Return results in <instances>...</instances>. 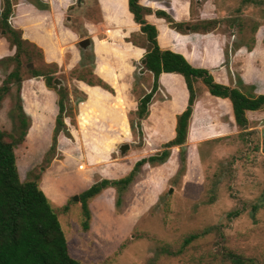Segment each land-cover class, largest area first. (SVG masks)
<instances>
[{"label": "rangeland", "instance_id": "obj_1", "mask_svg": "<svg viewBox=\"0 0 264 264\" xmlns=\"http://www.w3.org/2000/svg\"><path fill=\"white\" fill-rule=\"evenodd\" d=\"M204 1L212 3L214 13H217V18L209 20L214 23L213 29L227 39L225 54H222L223 65L231 64L234 69L233 74H229L231 84L233 82L234 87L239 80L244 93L257 96L252 85L241 81L237 72L240 61L233 59V53L244 47L247 61L252 60L248 53L254 50V36L259 29L264 31V0ZM230 25L231 31H228ZM233 25L242 29L236 32ZM82 39L89 41L87 37ZM257 39L264 43L261 32ZM89 45L90 41L85 48L78 47L79 61L67 73H59L57 68L44 65L36 49L28 46L24 48L30 63L26 64L21 57L20 67L23 77L29 76L25 69L54 73L53 77L61 82L59 86L65 85L67 90L69 112L65 117L68 119L63 122L70 138L60 142L59 148L56 139L55 157L41 173L38 186L53 208L67 206V210H59L57 216L71 258L81 264H232L227 256L231 253L246 260V264H264V107L259 114L263 117H252L253 128L248 132L227 135H218L226 132H187L181 149L184 162L180 170L178 147L169 150L166 167H160L166 161L159 165H143L132 183L120 193L118 206H114L116 193L112 188L104 193L101 191L87 202L90 218L87 230H82L80 204L72 198L92 183L104 179L101 176L106 169L116 164L131 169L135 161L154 154L159 148V140L170 134L141 131L139 138L136 130L128 132L124 117L120 132L84 131V127L93 126L88 125L83 105L79 107L80 113L78 111L76 103L83 96L71 79L76 76L91 79L89 72L93 60ZM12 67L13 64H0V86ZM198 83L201 90H205L202 83ZM31 84L33 88L35 83ZM9 89L0 104V130L15 133L17 122L12 114L16 98L14 83ZM33 89L37 94L34 95L33 90L25 94L20 86L19 94L20 103L30 104V108L38 113L29 116L27 110V115L24 114L29 123L32 120L35 128L27 134L28 146L32 150L30 158L36 160L40 155L39 161L31 168L41 162L43 146L38 148L37 143L45 144L49 125L48 117L45 127L40 121L39 114L44 108H39V100H34L42 95ZM193 90L195 93L194 86ZM119 98L116 99L118 104ZM44 102L46 100H40V103ZM128 121L135 124L133 113L127 115ZM123 144L128 149L120 153L118 148ZM16 154V166L22 180L30 164L22 165L23 148H18ZM190 235L195 237L185 244Z\"/></svg>", "mask_w": 264, "mask_h": 264}, {"label": "crops", "instance_id": "obj_2", "mask_svg": "<svg viewBox=\"0 0 264 264\" xmlns=\"http://www.w3.org/2000/svg\"><path fill=\"white\" fill-rule=\"evenodd\" d=\"M39 1L46 6L45 9H37L26 0H11L13 7L8 20L10 26L18 29L22 39L41 51L44 64L55 65L59 73L60 71L61 73L70 72L77 65L79 61L77 43L81 38L87 37L93 57L92 73L107 84L114 95L99 87L88 86L81 81L71 79L75 89L83 96V100L77 103L78 111L80 113L79 107L83 105V114L86 115L88 125L93 126V128L84 127V131L120 132V123L124 117L130 132L127 115L135 111L137 100L151 87L152 77L151 74L142 70L140 64L145 54L144 38L128 11L127 1L82 0L79 4H76V0ZM138 4L150 11L143 18L155 28V40L160 50L181 55L191 67L206 70L214 82L233 87L229 74H233L234 69L231 64L223 65L222 53L225 54L224 45L227 39L221 33L215 29L206 33L191 32L188 31L187 26L184 32H179L170 28L163 18L155 15V12H162L174 23L184 25L207 22L217 18L212 3L204 0H138ZM230 28L231 25L227 26L228 31H231ZM241 29V26H236V32ZM260 32L264 35L263 30L257 31L254 36L256 37L254 50L248 53L252 60L247 61L244 47L234 51L233 59L240 61L237 72L243 84L252 85L257 95H264V43L257 39ZM12 54L13 48H10L0 37V59ZM157 82L158 88L148 106V115L140 122V127L142 132H170L167 138L159 140V147L161 143L173 137L174 118L185 108L187 91L182 77L178 74L161 73ZM198 82L197 80L193 83L196 99L188 120L187 132H226L218 135L241 132L234 124L229 101L209 95L206 89L201 90ZM31 83H35L33 88L42 95L39 99L36 96L34 101L39 100L38 107L44 108L43 113L41 111L39 114L44 127L45 122H48L47 117L49 118L45 144L37 143L38 148L39 145L43 146L40 151L43 153L50 143V132L57 113L56 96L52 90L43 85L41 78L24 79L21 87L25 94L34 91ZM118 96H120V104L116 102ZM40 100H46V102L42 104ZM20 104L24 114L29 110V116L34 113L38 115L34 109L30 108V104L27 105L24 101ZM262 110L245 111L247 129L244 131L248 132L250 128H253L251 123L253 116H257V119L263 117L259 116ZM66 119L68 118L63 119L64 122ZM33 128L32 120H30L23 142L14 149L15 161H17V149L20 147L24 149L25 155L21 162L22 165L30 164L27 169L36 164L40 158V155L36 160L30 158L29 152L32 150L28 146L27 134L33 131ZM65 140L66 138L62 135L57 137L58 148L60 142ZM170 149L176 150V147ZM167 163L166 161L160 167H166ZM113 168L114 171L111 170ZM113 168L106 169L101 177L118 179L130 169L118 164ZM170 169L173 170L172 166ZM109 190L112 189L107 188L102 193Z\"/></svg>", "mask_w": 264, "mask_h": 264}, {"label": "trees", "instance_id": "obj_3", "mask_svg": "<svg viewBox=\"0 0 264 264\" xmlns=\"http://www.w3.org/2000/svg\"><path fill=\"white\" fill-rule=\"evenodd\" d=\"M81 1L76 0V4ZM126 1L128 11L133 21L139 26L144 38L145 54L142 59L144 62L142 70L151 74L152 77L151 87L136 102V109L133 112L136 117L135 124L128 121L130 130H136L137 136L141 138L140 122L148 115V106L158 88L157 78L161 73H174L183 78L188 93L187 106L175 117L173 137L162 143L154 154L135 161L130 171L123 177L113 180L100 179L77 195L82 217L80 224L82 230L88 228L90 218L88 201L94 199L106 188H112L116 193L114 206H118L120 193L132 183L139 169L145 164L159 165L165 162L169 156L170 148L178 147L180 149L179 170L182 168L184 151L181 149L185 143L187 124L195 99L193 90L195 81L199 80L209 95L229 101L233 121L241 132L245 130L247 125L245 111H258L264 107V95L252 96L244 93L239 80L235 82L234 87L217 84L206 70L191 67L181 55L160 50L155 40V28L143 18L150 11L140 6L138 0ZM27 2L37 9H45L46 7L39 0H27ZM12 7L11 0H0V37L5 40L10 48H13L11 56L0 59V64H13L11 71L0 86V104L3 97L10 92L9 85L14 83L16 98L15 111L12 114L17 122L14 128L15 133L0 130V264H81L68 254L66 239L57 216L59 210L65 212L67 206L53 208L38 186L41 173L48 167L50 159L55 157L57 136L61 134L65 138H70L63 122V119L68 117L67 112H69L66 107V103L69 102L67 90L65 85L55 86L53 84L54 73L45 74L38 70L25 69L29 76L20 75L21 57H24L26 64L30 63L31 60L24 47H34L39 53L41 61L42 55L35 45L21 38V32L18 29H13L10 26L8 20L12 14ZM155 15L163 18L170 28L179 32H184L186 26L188 31H201L202 33L210 32L214 28L212 21L184 25L174 23L162 12H155ZM91 60H93L92 55ZM47 66L57 68L53 64ZM89 77H91L89 80H85L82 76H76L73 79L88 86L100 87L113 94V90L107 84L92 74V69H90ZM26 78H41L44 86L54 92L57 113L53 121L50 145L44 151L41 162L27 170L23 179L20 180L14 149L23 142L29 125V121L21 109L19 97L21 82ZM194 237L195 235L188 236L184 243H188ZM227 256L232 264L247 263L246 260L231 253H227Z\"/></svg>", "mask_w": 264, "mask_h": 264}, {"label": "water", "instance_id": "obj_4", "mask_svg": "<svg viewBox=\"0 0 264 264\" xmlns=\"http://www.w3.org/2000/svg\"><path fill=\"white\" fill-rule=\"evenodd\" d=\"M88 43H89V41L87 39H82V40H80L77 43V45H78L79 48L83 49V48H85L88 45ZM140 63L143 64L144 63L143 60H141ZM53 84L55 86H59L61 84V82L59 80H57V79H54L53 80ZM127 149H128V146L126 144H123V145L119 146V148H118L120 153H123ZM72 201H77V196H74L72 198Z\"/></svg>", "mask_w": 264, "mask_h": 264}]
</instances>
